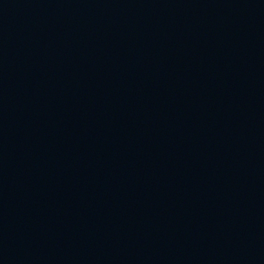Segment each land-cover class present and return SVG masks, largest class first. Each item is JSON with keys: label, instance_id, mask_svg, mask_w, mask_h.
<instances>
[{"label": "water", "instance_id": "95a60500", "mask_svg": "<svg viewBox=\"0 0 264 264\" xmlns=\"http://www.w3.org/2000/svg\"><path fill=\"white\" fill-rule=\"evenodd\" d=\"M0 264H264V0H0Z\"/></svg>", "mask_w": 264, "mask_h": 264}]
</instances>
